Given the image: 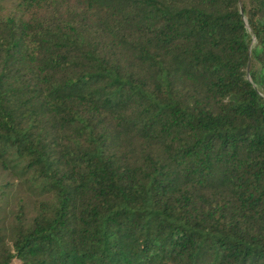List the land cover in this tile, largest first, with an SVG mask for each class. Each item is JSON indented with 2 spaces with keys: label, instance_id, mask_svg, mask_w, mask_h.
<instances>
[{
  "label": "trees",
  "instance_id": "obj_1",
  "mask_svg": "<svg viewBox=\"0 0 264 264\" xmlns=\"http://www.w3.org/2000/svg\"><path fill=\"white\" fill-rule=\"evenodd\" d=\"M0 167V264H264V0H0Z\"/></svg>",
  "mask_w": 264,
  "mask_h": 264
},
{
  "label": "rangeland",
  "instance_id": "obj_2",
  "mask_svg": "<svg viewBox=\"0 0 264 264\" xmlns=\"http://www.w3.org/2000/svg\"><path fill=\"white\" fill-rule=\"evenodd\" d=\"M11 179H12V178L10 177V175H8V174L6 173V171L3 170V169L0 167V181L9 182V181H11ZM5 182H4V183H5ZM20 193L24 194L23 191H21Z\"/></svg>",
  "mask_w": 264,
  "mask_h": 264
}]
</instances>
